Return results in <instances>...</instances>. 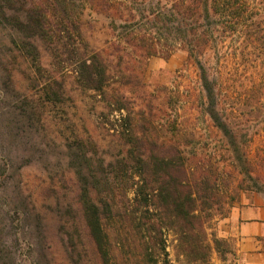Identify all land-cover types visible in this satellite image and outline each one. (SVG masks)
<instances>
[{
  "label": "trees",
  "instance_id": "16d2710c",
  "mask_svg": "<svg viewBox=\"0 0 264 264\" xmlns=\"http://www.w3.org/2000/svg\"><path fill=\"white\" fill-rule=\"evenodd\" d=\"M9 1L14 8L0 0V17L22 44L50 40L47 55L62 56L75 84L94 93L100 122L118 147L97 161L81 147L71 153L81 160L73 174L76 210L67 204L65 212L75 214L59 225V233L71 228L80 237L78 245L70 239L67 246L80 248L78 258L70 252V262L88 264L89 243L97 264H171L168 232L189 264H210L212 250L225 261L233 248L213 233L210 243L208 223L216 215L228 216L239 191L264 195V136L251 149L264 129V0H157L156 8H142L138 15L128 0H84L110 19L114 39L103 46L88 42L82 13L74 17L69 0L60 1V12L53 2L44 8L34 0ZM176 51L197 69L201 108L226 141L229 171L211 156L187 152L174 138L179 123L167 117V109L178 103L179 93L163 88V96H153L143 81L148 58ZM64 84L55 78L45 83L43 102L69 100ZM10 113L14 108L4 120L12 126ZM84 165L96 171H83ZM14 192L9 198L21 195L16 186ZM34 207L29 216L36 224L30 228L44 251L49 248L44 219ZM55 211L61 213L59 204ZM259 240L264 250V239Z\"/></svg>",
  "mask_w": 264,
  "mask_h": 264
},
{
  "label": "rangeland",
  "instance_id": "374dc122",
  "mask_svg": "<svg viewBox=\"0 0 264 264\" xmlns=\"http://www.w3.org/2000/svg\"><path fill=\"white\" fill-rule=\"evenodd\" d=\"M34 1L43 4V7H48L53 2L59 12L62 8L61 0ZM128 1L137 15L142 8L150 10L158 5L157 0ZM1 2L5 7L14 8L12 1ZM69 2L74 17L78 18L82 13L80 21L84 24L90 44L103 46L114 39L113 30L109 28L110 19L105 14L97 13L84 0ZM60 15L61 13L56 14L59 17ZM19 35L0 17V264H36L38 259H41V264H72L69 260L70 252L73 259L75 256L78 258L77 252L80 248L77 247L76 251L71 248V251L67 246L70 239L78 245L80 237L71 228H68L69 234L64 231L59 233L60 223L66 220L70 223L75 214H67L65 206L72 204L73 212L76 210L73 174L78 170L81 160L77 161L71 153L81 147L97 161L104 156L114 155L118 147L113 148L111 133L100 122L101 108L94 93L82 90L75 84L71 72L65 71L62 56L50 58L47 55L52 52L49 47L50 40L43 37L31 47L26 43L22 44ZM207 57L209 56L204 58ZM52 78L57 83H65L63 86L69 93V100L56 104L43 102L44 84ZM143 81L153 96H163V88H167V92L171 89L179 93V101L173 105V109H167V117L171 114L172 119L178 120L179 135L174 138L183 143L186 151L211 156L220 168L231 170L229 162L232 158L226 150V141L201 108L197 69L186 54L176 51L168 58H148ZM12 108L16 113H10L14 119L10 123L13 125L9 126L4 116ZM17 113L18 119L15 116ZM261 134L262 136L255 138L251 149L263 138L264 129ZM94 169L96 171V166L93 168L84 165L83 171ZM236 178L239 177L234 174L230 181L233 188ZM125 184L126 182L121 185ZM15 186L21 195L18 198H9ZM241 198L250 202L255 199L264 205L262 193L239 191L232 206ZM58 204L61 213L55 211ZM31 205L35 206L44 219L41 224L44 230L42 235L49 243V248L44 251L40 239H36V233L30 228L36 224L34 218L29 216ZM220 219L222 217L216 215L208 223L206 231L209 241L211 233L224 238L215 229ZM77 220L76 217L72 222ZM76 227L79 228L78 225ZM225 239L231 244L234 253L221 261L212 250L209 255L210 264H264V250L259 240L264 239V236L257 238L258 250L245 253L238 251L236 237ZM166 246L171 264H189L176 250V237L171 232L166 233ZM87 250L85 260L87 259L88 264H97V258L91 253L89 243Z\"/></svg>",
  "mask_w": 264,
  "mask_h": 264
},
{
  "label": "crops",
  "instance_id": "0c3cea01",
  "mask_svg": "<svg viewBox=\"0 0 264 264\" xmlns=\"http://www.w3.org/2000/svg\"><path fill=\"white\" fill-rule=\"evenodd\" d=\"M215 229L221 237H236L239 252L258 250L257 238L264 236L263 203L241 198L233 204L227 217L218 220Z\"/></svg>",
  "mask_w": 264,
  "mask_h": 264
}]
</instances>
